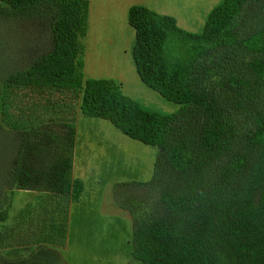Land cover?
Masks as SVG:
<instances>
[{"label": "trees", "instance_id": "trees-1", "mask_svg": "<svg viewBox=\"0 0 264 264\" xmlns=\"http://www.w3.org/2000/svg\"><path fill=\"white\" fill-rule=\"evenodd\" d=\"M87 12L88 0H0L1 16L51 20V49L7 82L78 90L82 113L107 119L124 135L157 149L149 180L113 187L116 205L132 219L131 253L140 264H264V105L248 113L251 129L240 132L218 95L203 84L211 61L230 65L224 62L226 53L240 48L252 56L226 76V94L264 88V26L238 35L248 14L264 16V0H221L196 32L180 27L172 15L140 4L129 7L136 71L142 83L180 106L171 113L143 108L115 79L83 77ZM235 105L245 107L242 100ZM3 113L0 192L7 190L0 195V264L1 250H11L15 228L21 231L28 223L23 215L8 218L10 195L5 193L39 190L78 199L82 190L72 174L73 124H59L62 136L43 125L13 129L12 112ZM152 184H158L160 209L147 215L133 203L137 194L130 188ZM38 212L47 221L37 220V229H51L52 213Z\"/></svg>", "mask_w": 264, "mask_h": 264}, {"label": "rangeland", "instance_id": "rangeland-1", "mask_svg": "<svg viewBox=\"0 0 264 264\" xmlns=\"http://www.w3.org/2000/svg\"><path fill=\"white\" fill-rule=\"evenodd\" d=\"M219 2L221 0H91L89 28L83 37V77L115 79L122 92L145 109L166 113L178 110V104L165 99L139 78L132 57L134 30L128 24L129 7L140 4L172 15L180 27L196 32L202 29L209 11ZM50 24L47 16L23 19L0 15V90L4 92L0 93V120L6 116L4 110L11 111L13 129H39L43 125L45 131L61 136L63 129L59 124L68 121L72 125L76 120L75 175H81L84 188L78 199L39 190L5 193V197L10 195L8 218L16 214L15 221L23 215L28 223L21 231L15 228L13 239L10 236L5 240L12 239L11 250L10 246H6L10 251L1 250V264H140L131 253L132 219L128 212L116 208L109 184L149 180L157 149L129 138L106 119L83 114L79 110L81 93L78 90L16 87L7 82L9 75L25 70L36 57L51 49ZM262 26L264 16L248 14L238 35L245 37ZM235 49L226 53L229 56L224 62L230 65L210 62L203 84L218 95L226 117L240 132H246L252 123L248 113L264 105V88L252 87L234 95L226 94L223 84L226 76L237 73L240 65L252 56L248 51ZM236 100L243 101L244 109L236 107ZM119 152L125 155V161H117ZM7 184L8 181H2V186ZM130 189L132 194H137L133 203H138L145 214L160 209L158 184ZM4 192H0L2 197ZM41 209L52 213L48 215V220L54 222L51 229H37V220L44 217L40 222L47 221L44 214L37 213ZM39 246L45 249L40 251ZM35 248L39 251L34 254ZM49 250L57 256L51 255Z\"/></svg>", "mask_w": 264, "mask_h": 264}, {"label": "crops", "instance_id": "crops-1", "mask_svg": "<svg viewBox=\"0 0 264 264\" xmlns=\"http://www.w3.org/2000/svg\"><path fill=\"white\" fill-rule=\"evenodd\" d=\"M90 2H91V0H88V12H87V30H88V28H89V26H88V19H89V12H90V9H89V5H90ZM160 13V12H159ZM87 30H86V33H87ZM86 36V34L83 36V37H85ZM83 37L81 38V42H82V45H83V53H82V55L84 56V54H85V46H84V43H83ZM144 108V107H143ZM84 114V113H83ZM85 115H87V114H85ZM87 116H90V115H87ZM90 117H93V118H97L98 116H90ZM99 118H101V117H99ZM102 119H104V118H102ZM72 120H74V119H72ZM107 120V119H106ZM109 121V120H108ZM67 123H68V121H66ZM74 141H73V148H72V174H73V177L74 178H77L80 182H81V187H82V190H81V192H83V188H84V185H83V179L81 178V175L80 174H76L75 175V161H76V158L74 157L75 156V143H76V139H77V128H76V120L74 121ZM119 130V129H118ZM116 158H117V161H120L121 159H123V161H125L126 160V157H125V155H123L122 156V154H120V152H119V154L116 156ZM128 181H138V180H128ZM122 182H124V181H122ZM122 182H115V181H113V182H110V188L112 189V191H113V187H114V185H116V184H118V183H122ZM126 182V181H125ZM49 193V192H48ZM52 194V193H51ZM103 195H104V193H103ZM113 199H114V192H113ZM114 201H115V199H114ZM115 205H116V202L114 203ZM104 207H105V205H104ZM116 208H118V209H120L117 205H116Z\"/></svg>", "mask_w": 264, "mask_h": 264}]
</instances>
